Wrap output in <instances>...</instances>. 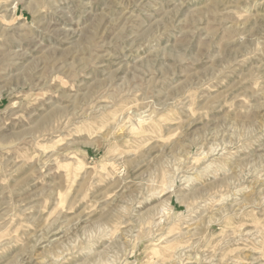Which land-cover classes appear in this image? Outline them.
I'll use <instances>...</instances> for the list:
<instances>
[{
    "label": "rangeland",
    "instance_id": "rangeland-1",
    "mask_svg": "<svg viewBox=\"0 0 264 264\" xmlns=\"http://www.w3.org/2000/svg\"><path fill=\"white\" fill-rule=\"evenodd\" d=\"M0 264H264V0H0Z\"/></svg>",
    "mask_w": 264,
    "mask_h": 264
}]
</instances>
